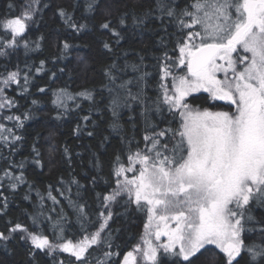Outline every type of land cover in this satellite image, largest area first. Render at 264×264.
Masks as SVG:
<instances>
[{"label": "snow or ice", "instance_id": "1", "mask_svg": "<svg viewBox=\"0 0 264 264\" xmlns=\"http://www.w3.org/2000/svg\"><path fill=\"white\" fill-rule=\"evenodd\" d=\"M94 2L88 4L89 11ZM38 4L39 0H27L19 16L3 21V29L10 38L0 42V56H8L4 49L15 50L19 46L18 38L23 37L27 22L36 15ZM156 6L161 13L160 19L169 18L182 33L177 41L179 56L173 59L167 52L163 54L160 93L155 100L145 92L148 73L135 81L138 87L135 93L129 87L132 80L122 81L116 88L109 89L114 93L111 100L113 116L118 115L117 108L135 102L142 106L146 132L143 149L133 151L131 141L128 142V167L121 163L119 156L116 157L114 174L123 179H117L116 187L102 197L101 206L108 209L106 216L103 211L99 213L103 222L97 231L88 233L84 205L77 204L82 237L75 243L65 239L63 225L58 224L54 229L60 233L57 235L59 242L54 244L42 232L29 231L26 226L11 221L7 234L0 231V243H6L14 234L20 233V239L29 241L35 250H43L49 255L57 251L70 253L81 264H88L86 253L102 242L101 232L111 218V206L124 196L127 197L126 204H134L138 211L145 212L147 222L143 238L146 247L137 245L133 251H128L123 264H160L161 256L173 257L174 264H182L207 246H215L223 254L224 264H241L242 253L247 256L245 264H264V222L253 213L256 207L264 209V0H187L183 6L179 0H156ZM13 7L9 5V8ZM59 15L76 31L86 27L85 24L77 25L64 9ZM133 22L136 23L135 17ZM119 23L124 25L123 17ZM101 27L119 36L110 29V22ZM104 46L107 48L108 44ZM24 47L28 48L27 41ZM36 47H39L38 43ZM69 47L68 43L63 44L65 50ZM43 64L41 61L36 72L42 71ZM131 68L134 72L139 71L137 65ZM179 68L184 71L177 73ZM106 75L115 84L117 77L111 72ZM0 82L4 87L13 83L20 85L27 91L29 76L27 73L22 76L17 69L8 72ZM117 88L124 91L123 101ZM201 90L209 93L213 101L227 102L233 110L213 112L193 107L187 98ZM3 93L4 88H0V109L13 106L15 101ZM77 95L93 100V94L87 90ZM62 97L67 100L75 97L65 89L58 90L53 104L66 110ZM165 111L173 117L179 116V126L175 129L161 127L157 131L151 114ZM6 119H14L17 126H23L20 116H7ZM118 127L119 124L114 122L113 128ZM4 131L5 126L0 124V133ZM11 135L13 142L22 139L14 133ZM88 135L92 133L88 132ZM0 139L7 143V137L0 135ZM33 152V162L43 167L39 159L41 154L35 146ZM64 152L67 155L68 149ZM137 164L139 168L135 167ZM17 167L23 169L24 161ZM130 171L138 175L129 178L127 173ZM4 179L13 190L25 183L23 172L16 176L5 170L0 177V187H3ZM72 183L78 184L75 179ZM48 196L58 203L51 192ZM7 205V197H3L0 212ZM43 216V211L33 215L34 227H39ZM149 235L156 241L161 237L167 240L153 244ZM34 254L30 251V255ZM111 255L105 253V256ZM54 264H63V261H54Z\"/></svg>", "mask_w": 264, "mask_h": 264}, {"label": "trees", "instance_id": "2", "mask_svg": "<svg viewBox=\"0 0 264 264\" xmlns=\"http://www.w3.org/2000/svg\"><path fill=\"white\" fill-rule=\"evenodd\" d=\"M26 2L0 0V42L10 38L3 29V21L19 16ZM185 2L187 0H179L180 6ZM89 3L92 0H39L36 15L27 22L23 37L18 38L19 46L15 50L4 49L8 56H0V80L17 69L22 76L24 73L29 76L27 91L20 85L13 83L4 87L0 82V88H4L3 96L15 101L13 106L0 109V124L5 126L0 135L7 137V143L0 139V177L5 170H10L16 176L23 172L25 180L14 190L8 187L7 179L2 181L0 208L3 197H7L8 205L0 212V231L6 234L11 221L26 226L29 231L42 232L55 244L59 242L57 235L60 233L54 229L60 224L65 239L75 243L82 237L77 204L84 205L88 233L97 231L104 219L99 213L103 211L105 216L108 213V209L101 206L102 197L116 187L117 179H123L114 174L116 157L119 156L121 163L128 167V142L131 141L133 151L143 149L146 132L142 106L135 102L117 108L118 115L113 116L111 100L114 93L109 89L116 88L122 81L132 80L129 87L135 93L138 91L135 81L148 73L145 92L155 100L160 93L163 54L167 52L173 59L179 56L177 41L182 33L169 18L160 19L156 0H95L91 11L87 7ZM10 4L14 7L9 8ZM61 9L70 13L77 25L85 24L86 27L80 31L70 27L59 15ZM121 17L125 20L124 25L119 23ZM105 22H110V29L119 36L102 28ZM65 42L70 46L67 50L63 48ZM105 44H108L107 48ZM41 61L44 62L43 69L36 72ZM132 65L139 66V71H132ZM176 71L179 73L184 69ZM108 72L117 77L115 84L110 82ZM41 88L45 91L40 92ZM60 89L75 97L73 100L62 97L66 110L53 104ZM85 90L93 94L92 101L77 95ZM116 91L121 93L123 101L124 91L118 88ZM33 100L37 103L33 104ZM187 102L200 110H233L225 101H213L203 90L193 93ZM58 114H62L60 118H57ZM7 116H20L23 126H17L18 122L6 119ZM150 118L158 126L157 131L161 127L175 129L180 123L179 116L173 117L166 111L162 114L153 112ZM114 122L119 124L116 129ZM12 133L22 139L13 142ZM33 146L41 154L39 159L43 167L33 162ZM21 161H24L23 169L17 167ZM127 175L132 178L138 173L128 172ZM73 179L78 184L72 183ZM49 192L58 203L49 198ZM126 199L122 196L111 206V218L101 232L102 242L86 253L88 264H123L124 255L140 244L147 216L134 204H126ZM39 211H43L44 216L37 228L32 224V217ZM253 213L264 222V209L256 207ZM20 235L14 234L11 240L0 243V264H54L59 260L63 264H81L70 253L57 251L49 255L43 250H35L29 241L20 239ZM30 251L35 254L30 255ZM106 252L112 255L105 256ZM242 256L241 264H245L247 256L244 253ZM174 261L173 257H160V264H174ZM182 264H224V256L215 246H207Z\"/></svg>", "mask_w": 264, "mask_h": 264}, {"label": "rangeland", "instance_id": "3", "mask_svg": "<svg viewBox=\"0 0 264 264\" xmlns=\"http://www.w3.org/2000/svg\"><path fill=\"white\" fill-rule=\"evenodd\" d=\"M221 75V77H222V74H220ZM129 173H131V174H133V172H129ZM144 236H145V234H144ZM144 238V237H143ZM143 238H142V240H141V242H140V246L141 247H146L144 244H143ZM148 239H151L152 240V242H153V244H159V243H163V242H166V240H167V238L166 237H161V240L160 241H156L155 240V238H154V236H152V235H149L148 236ZM139 258V257H138ZM144 264H146V262H144Z\"/></svg>", "mask_w": 264, "mask_h": 264}]
</instances>
